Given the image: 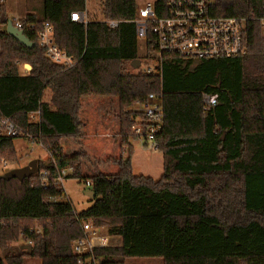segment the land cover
Listing matches in <instances>:
<instances>
[{
	"label": "trees",
	"instance_id": "obj_1",
	"mask_svg": "<svg viewBox=\"0 0 264 264\" xmlns=\"http://www.w3.org/2000/svg\"><path fill=\"white\" fill-rule=\"evenodd\" d=\"M86 5L42 0L40 10L20 18L35 42L29 48L7 32L15 18L0 0V112L19 126V137L48 152L30 177L0 175V264H25L28 258L81 264L72 242L85 235L84 221L122 238L119 246L95 250L103 264L135 258L264 264V0L214 2L213 14L246 18L245 55L199 59L165 53L160 74L127 67L142 57L131 21L137 0H102L104 19L72 20ZM105 19L120 22L111 27ZM46 21L54 26L55 43L76 60L72 67L51 61L39 44ZM26 63L32 66L28 72L20 68ZM152 93L160 96L164 115L155 135L163 155L158 179L136 175L132 167V127L146 117L131 107ZM204 94L218 96L210 110ZM88 95L119 98L118 136L129 155L115 159V173L85 176L87 153L62 149L64 139L83 135L81 99ZM38 110L39 121H31L29 114ZM16 138L0 139V163L18 160ZM65 167L73 168L66 179L92 183V204L81 212L57 182ZM19 242L27 246L14 248Z\"/></svg>",
	"mask_w": 264,
	"mask_h": 264
},
{
	"label": "built area",
	"instance_id": "obj_2",
	"mask_svg": "<svg viewBox=\"0 0 264 264\" xmlns=\"http://www.w3.org/2000/svg\"><path fill=\"white\" fill-rule=\"evenodd\" d=\"M214 2L215 0H165L158 5L157 0H149L137 8L136 16L131 21L135 23L137 38L144 43L145 48V53L140 58L144 67L140 70L160 74L163 56L170 52L199 59L245 55L248 50L244 36L246 18L215 15L212 13ZM71 18L88 23V10L74 12ZM105 20L111 27L118 26L120 22ZM13 25L20 30L24 27L20 18L15 19ZM38 42L54 63L64 68L75 65L76 60L55 43L54 26L49 21L44 22L38 30ZM23 68L25 69L24 65ZM217 97L216 94H204L205 110H210L217 103ZM138 104L144 105L142 111L146 122L138 121L132 127V132L135 136L142 137L146 145L157 148L155 135L163 127L162 100L159 95L152 93ZM29 117L33 122L39 121L40 111L31 112ZM21 134L19 126L0 112V139L19 137ZM72 171V167L59 170L56 179L62 189L63 181ZM86 185L90 188L91 181L87 180ZM83 229L85 235L72 242L73 253L78 256L81 264H103L101 259L95 257V250L119 245L112 244L111 235L90 221L83 222Z\"/></svg>",
	"mask_w": 264,
	"mask_h": 264
},
{
	"label": "rangeland",
	"instance_id": "obj_3",
	"mask_svg": "<svg viewBox=\"0 0 264 264\" xmlns=\"http://www.w3.org/2000/svg\"><path fill=\"white\" fill-rule=\"evenodd\" d=\"M147 1L149 0H137V8L143 6ZM6 2L10 16L15 19L22 18L29 12H36L42 8V0H6ZM86 8L90 18L104 19L102 0H88ZM138 52L140 56L145 53L144 43L141 40L138 41ZM127 67L130 71L137 72L144 66L140 63L138 68H134L132 63H127ZM20 68L23 69V64ZM27 69L22 71H26ZM49 97L50 89L45 91L44 99L48 100ZM98 98L100 97H97L96 99ZM83 104L82 108L85 106L84 109L81 110V119L84 122V126L82 127L83 135L82 137L74 139H64L62 141V149L68 153L79 150H83L87 153L88 157L84 160L82 165V171L85 176L94 175L98 171L112 173L116 169L114 164L115 159H118L120 156L127 158L129 155L128 151L120 145V138L118 136L120 128L115 126L114 117L118 110H116V107L112 106L111 113L113 118H109V120L113 121L107 130V127L101 126V124L96 121L99 118L96 115V109H93L94 112L92 113L90 108L88 109V106L86 108V104ZM143 107L144 105L136 103L132 105L131 109L142 110ZM104 114L105 113H103V116H105ZM85 121L87 123H85ZM116 121H118V118ZM131 142L134 145L132 154V167L134 174H143L155 179L160 178L163 173L162 152L158 148L146 145L142 137L135 136V138L131 139ZM102 143L110 145V148H108L106 152H103L102 150ZM15 147L18 153V160L10 164L0 163V175H4L11 169L23 167L34 159H47L48 157V152L40 143L24 137H17L15 139ZM62 186L66 198L71 200L73 206L78 212L87 209L92 204V197L86 193L89 187L86 185L84 179L70 177L63 181ZM102 230L107 232L106 227H102ZM110 242L112 244H118L121 243V239L116 236H111ZM21 249H23L22 246ZM25 264H41V262L38 259L30 258ZM126 264H164V262L162 259L157 258H135L128 260Z\"/></svg>",
	"mask_w": 264,
	"mask_h": 264
},
{
	"label": "crops",
	"instance_id": "obj_4",
	"mask_svg": "<svg viewBox=\"0 0 264 264\" xmlns=\"http://www.w3.org/2000/svg\"><path fill=\"white\" fill-rule=\"evenodd\" d=\"M97 97H100V98L96 99ZM81 100H82V104L83 103H84L83 105L86 104V108L88 106V109L90 108L92 113L94 112L93 109H96V115L99 117L96 121L99 124H101V126L107 127V130L109 129V125L113 121V120H109V118H113V115L111 113V108H112V106L116 107V110H118V112H117V114L114 117V121H115V124H116L115 126L120 128V119H119L120 103H119V98L118 97H116V96H83ZM84 107L85 106H83L82 109H84ZM103 113H105L104 114L105 116H103ZM117 118H118V121H116ZM85 123H87V122L85 121ZM102 144H103V147H102L103 149L102 150H103V152H106L108 150V148H110V145L109 144H105V143H102ZM114 164H115V168L116 169L112 173H115V172L118 171V165L116 163H114ZM119 238L121 239V243H118L117 245H121L122 244V238L121 237H119ZM14 246H15L14 248H21V246L23 248H25L27 246V244L19 242V243H15ZM28 259H30V258H28ZM26 261H25V263H26Z\"/></svg>",
	"mask_w": 264,
	"mask_h": 264
},
{
	"label": "water",
	"instance_id": "obj_5",
	"mask_svg": "<svg viewBox=\"0 0 264 264\" xmlns=\"http://www.w3.org/2000/svg\"><path fill=\"white\" fill-rule=\"evenodd\" d=\"M7 32L9 34H11L13 37H15L16 39H18L21 43H23L24 45H26L29 48H33L35 46V42L31 41L23 32V30L18 29L17 27H15L12 23V21H9L7 23ZM141 60L139 58L135 59L133 64L134 68H138L140 66ZM32 69V66L28 63L25 64V69ZM27 69V71H29ZM38 172V159H34L33 161H31L30 163H28L27 165L23 166V167H17L14 169H11L9 171H7L4 174V178L6 179H10V178H18L20 180H23L26 177H30L33 174H36ZM86 193L90 196V197H94L95 196V192L93 189H88L86 191ZM30 249V246H29Z\"/></svg>",
	"mask_w": 264,
	"mask_h": 264
}]
</instances>
